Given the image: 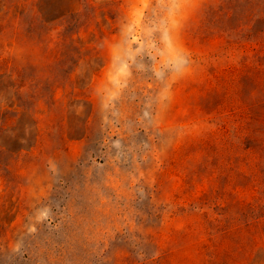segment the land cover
<instances>
[{
    "label": "rangeland",
    "instance_id": "374dc122",
    "mask_svg": "<svg viewBox=\"0 0 264 264\" xmlns=\"http://www.w3.org/2000/svg\"><path fill=\"white\" fill-rule=\"evenodd\" d=\"M262 9L0 0V264H264Z\"/></svg>",
    "mask_w": 264,
    "mask_h": 264
},
{
    "label": "trees",
    "instance_id": "16d2710c",
    "mask_svg": "<svg viewBox=\"0 0 264 264\" xmlns=\"http://www.w3.org/2000/svg\"><path fill=\"white\" fill-rule=\"evenodd\" d=\"M261 4V8H264V0H257ZM261 19L259 22L264 25V9L261 11ZM22 16V15H21ZM39 18L33 14H28V27L30 30L34 28L35 22ZM21 22L24 23V19L21 17ZM260 57L264 59V44L259 45ZM250 111V108H248ZM245 150H250L252 154L259 155L264 161V105L259 103V110L251 115V112H245ZM261 161V162H263ZM247 177V176H244Z\"/></svg>",
    "mask_w": 264,
    "mask_h": 264
}]
</instances>
